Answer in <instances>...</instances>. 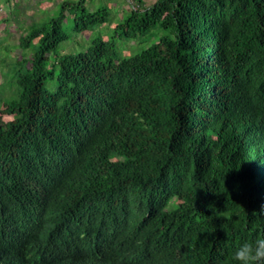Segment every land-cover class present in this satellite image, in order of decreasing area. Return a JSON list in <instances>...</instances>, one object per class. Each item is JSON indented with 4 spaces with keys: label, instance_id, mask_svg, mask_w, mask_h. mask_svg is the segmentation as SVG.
Wrapping results in <instances>:
<instances>
[{
    "label": "trees",
    "instance_id": "trees-1",
    "mask_svg": "<svg viewBox=\"0 0 264 264\" xmlns=\"http://www.w3.org/2000/svg\"><path fill=\"white\" fill-rule=\"evenodd\" d=\"M89 1L20 35L0 264H238L264 236V0Z\"/></svg>",
    "mask_w": 264,
    "mask_h": 264
},
{
    "label": "rangeland",
    "instance_id": "rangeland-1",
    "mask_svg": "<svg viewBox=\"0 0 264 264\" xmlns=\"http://www.w3.org/2000/svg\"><path fill=\"white\" fill-rule=\"evenodd\" d=\"M61 0H7L3 2L0 9V109L5 106L4 97L7 96L8 100L13 92V85H15L14 79V66L17 59H20L24 53L26 57H30L35 51L34 46L27 49H21L18 46L20 35L25 32L28 27L34 22H42L48 19L51 15L55 14L56 10L54 7L57 6ZM134 4L149 5L155 0H90L87 2V6L92 9H96L100 5H105L109 8L111 15L115 17H122L124 13L130 9ZM54 8V9H53ZM54 11H53V10ZM48 11L47 13L44 11ZM50 10L53 13H50ZM70 16L66 19V29H69ZM117 19H111L110 23L103 24L101 28H98L95 32L101 31L104 35H107V31L111 32ZM98 31V32H97ZM92 32L87 31L84 33L77 34L73 39L64 41L61 43L60 48L65 52H78L87 45V39L91 36ZM132 44V45H131ZM134 42L128 43V48L125 52H130ZM14 88V87H13ZM3 119H10L13 116L1 113Z\"/></svg>",
    "mask_w": 264,
    "mask_h": 264
},
{
    "label": "clouds",
    "instance_id": "clouds-1",
    "mask_svg": "<svg viewBox=\"0 0 264 264\" xmlns=\"http://www.w3.org/2000/svg\"><path fill=\"white\" fill-rule=\"evenodd\" d=\"M232 258L238 264H264V236H258L253 241L239 245Z\"/></svg>",
    "mask_w": 264,
    "mask_h": 264
}]
</instances>
